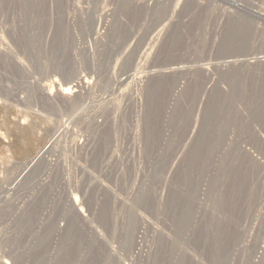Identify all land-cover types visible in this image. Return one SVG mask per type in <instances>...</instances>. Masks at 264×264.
<instances>
[{"label": "rangeland", "instance_id": "obj_1", "mask_svg": "<svg viewBox=\"0 0 264 264\" xmlns=\"http://www.w3.org/2000/svg\"><path fill=\"white\" fill-rule=\"evenodd\" d=\"M0 232V264H264V0H0Z\"/></svg>", "mask_w": 264, "mask_h": 264}, {"label": "bare ground", "instance_id": "obj_2", "mask_svg": "<svg viewBox=\"0 0 264 264\" xmlns=\"http://www.w3.org/2000/svg\"><path fill=\"white\" fill-rule=\"evenodd\" d=\"M98 32H96V34H97ZM140 75V74H139ZM138 77V76H137ZM142 77V76H141ZM74 82V83H73ZM92 82V81H91ZM89 82L87 81V80H83V83L81 82V79H79V76L77 75V72L76 71H74V70H69V71H67V72H65L64 73V75H63V84L62 85H60L59 86V89H58V92L62 95V97H63V95H68V94H70L71 92H72V90L75 88V87H77V88H79V87H82L83 85H86V84H88ZM43 91V90H42ZM75 92V91H74ZM126 92V91H125ZM73 93V92H72ZM46 94V93H45ZM47 95V94H46ZM49 101V100H48ZM66 109L67 110H70V114L72 115L74 112H76V109H73L72 107H70V106H66ZM80 110V109H79ZM81 111V110H80ZM82 113V112H81ZM75 114H77V113H75ZM79 114V113H78ZM81 115V114H80ZM71 119V118H70ZM71 121V120H70ZM130 126V125H129ZM66 131L67 130V126L64 124H62L58 129H56L55 130V132L53 133V140H56V139H58L59 138V136L63 133V131ZM72 134V133H71ZM42 152L40 153V155H42L45 151H46V149H43V150H41ZM38 158H39V156H37ZM36 158V157H35ZM34 158V159H35ZM32 163V162H31ZM30 224V223H29ZM36 234H37V232H36ZM23 236V235H22ZM18 238V237H17ZM16 238V239H17ZM24 238V237H23ZM28 238V237H27ZM5 240V241H7V239H6V237H3L2 238V240ZM25 239V238H24ZM37 239V238H36ZM23 240V239H22ZM30 240V239H29ZM29 240H25V242H29ZM36 241V240H35ZM8 242V241H7ZM9 243H11V242H9ZM32 243H34V242H32ZM31 243V244H32ZM36 243V242H35ZM37 243H38V240H37ZM36 243V244H37ZM17 244V243H16ZM19 245V244H18ZM29 245V244H28ZM27 245V246H28ZM38 245V244H37ZM40 245V244H39ZM22 247V246H21ZM34 247L35 246H33V245H30L29 247H27L26 248V245H25V248L27 249V251H28V256L30 257L31 255H30V253H32L33 251H34ZM37 247V246H36ZM14 249H16V247L14 248ZM22 249V248H21ZM26 249H22V250H15L16 252H15V254L13 255L14 257V260H12V261H14V263L15 264H22V262H23V259L25 258V253L27 252L26 251ZM36 249V248H35ZM36 251V250H35ZM36 253V252H35ZM23 255H24V257H23ZM33 255V254H32ZM12 258V259H13ZM2 263L3 264H5L4 263V261H2Z\"/></svg>", "mask_w": 264, "mask_h": 264}, {"label": "built area", "instance_id": "obj_3", "mask_svg": "<svg viewBox=\"0 0 264 264\" xmlns=\"http://www.w3.org/2000/svg\"><path fill=\"white\" fill-rule=\"evenodd\" d=\"M0 234H1V232H0ZM1 244H2V242L0 241V253L4 252L3 249H1V247H2ZM2 256H3V255H2ZM0 257H1V255H0Z\"/></svg>", "mask_w": 264, "mask_h": 264}]
</instances>
